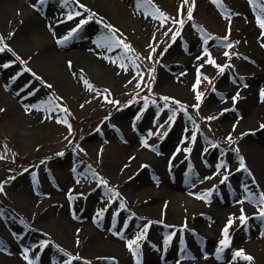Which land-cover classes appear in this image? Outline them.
Wrapping results in <instances>:
<instances>
[{
	"label": "rangeland",
	"instance_id": "374dc122",
	"mask_svg": "<svg viewBox=\"0 0 264 264\" xmlns=\"http://www.w3.org/2000/svg\"><path fill=\"white\" fill-rule=\"evenodd\" d=\"M102 1L95 5L70 0L48 14L66 20L61 38H69L63 40L66 47H60L66 52L83 49L81 45L85 47L88 37L93 39L90 33L96 31L114 61L113 70H102L104 74L94 69L101 67L88 50H84L87 55H55L46 60L34 57V49L26 43L15 47L2 22L7 16H0V47H5L0 52V76L5 71L20 80L18 93L12 95L19 106L28 91L43 118L54 124L50 131L39 124L33 127L36 122L23 119L20 108L0 91V221L13 235L19 255L26 254L32 264H143L155 248L157 264H176L182 258L191 264H258L246 242L251 239L249 232L252 239L264 241L262 207L255 214L224 209L240 200L233 198L235 190L256 202L264 196L263 190L244 180L248 163L239 145L241 118L233 107L243 98L241 91L262 83L253 80L264 55V30L257 24V16L264 19L262 7H253L247 0L260 34L251 45L229 0H134L142 4L140 11ZM14 11L19 16L21 9ZM85 19L88 22L69 36ZM176 32L179 35L173 39ZM74 34L76 41H72ZM59 39L53 37L55 43ZM209 59L214 65L207 63ZM8 61L13 64L1 69ZM65 64L71 78L64 72ZM227 84L232 97H237L235 102L210 105L209 99ZM226 115L228 121L223 119ZM171 132L172 139L163 147ZM175 150L180 152L173 156ZM147 154L163 156L161 170L150 164ZM235 172H240V178H232ZM224 176L228 179L221 183ZM235 180L239 183L231 187ZM173 182L203 209L198 222L186 211L169 216L173 207L185 208L182 198L168 191ZM19 192L31 198H16ZM61 203L69 210L68 219L83 226L86 234L70 236L61 219ZM83 212L86 216L80 217ZM241 214L246 223H241ZM230 217L229 243L223 247L220 241ZM87 226L99 231V241H92ZM130 240L139 247L132 245L130 250ZM77 246L81 250H75ZM182 250L194 254L182 257ZM239 250L253 259L234 257Z\"/></svg>",
	"mask_w": 264,
	"mask_h": 264
},
{
	"label": "bare ground",
	"instance_id": "6f19581e",
	"mask_svg": "<svg viewBox=\"0 0 264 264\" xmlns=\"http://www.w3.org/2000/svg\"><path fill=\"white\" fill-rule=\"evenodd\" d=\"M90 1L96 5L100 4L101 0H87ZM236 6V13L237 16L240 19L241 27L246 32V37L248 39V42L252 45L256 40L260 39V34L257 31V29L254 27V15L249 14V3H247V0H229ZM70 0H68L67 3H65V0H47V2L43 5H41L38 0H0V16L2 18L3 14H6V19H2V22H4V25L8 26L7 32L10 35V39L13 42V45L15 47L21 48L25 43L31 46L32 49H34V57H38L39 59H46L50 60L51 57H55V55L59 57L69 58L73 54L82 53L86 54L84 50H88L91 52V56L93 55V61L100 65V69L95 67L94 69H98V73L104 74V72L108 71L110 72L113 70V58L110 54H107L105 49L103 48V45L99 43V38L96 37V31H93V34L90 33L93 39L88 37L87 42L85 43V47L83 49L77 50V48H71L67 52L60 49V47L65 46V42L63 41L61 37L66 34V22H61L59 19H52L48 12L51 11L52 8L58 10L63 5L67 6L69 4ZM110 3L112 5L124 7L126 4L132 7V9H135V11H140L142 9V4L140 2H136L134 0H103L102 4ZM253 7H259L263 9L264 11V0H254L253 3H251ZM15 9H21V12L18 16ZM13 9V10H12ZM19 13V12H18ZM0 18V21H1ZM142 23V22H141ZM143 24V23H142ZM143 26V25H142ZM90 29V28H89ZM76 34H74L72 41H74ZM53 37H60L59 41H62V43H55L53 40ZM76 41V40H75ZM67 46H72V44H67ZM66 47V46H65ZM87 55V54H86ZM89 56V55H88ZM9 60V59H4ZM3 60V61H4ZM260 65L259 69H255V74L253 76V80L256 82H262L259 86H252L247 90L241 91L243 94V98H241L239 101H237L236 105H233L235 107L236 111L239 113V117L241 118L240 121V134L241 139L239 140L241 143L239 145L241 146L242 154L245 155V158L248 163V167L246 168V172L244 175V180L247 182V184H253L259 187V189L264 191V128H261V124H264V97L261 96V92L264 91V55L263 57L259 58ZM66 61V60H65ZM65 63V62H64ZM71 68L75 69V66H72ZM77 69V68H76ZM100 70V71H99ZM104 72H103V71ZM110 70V71H109ZM64 72L68 74V78H71L69 76V69L67 67V64L64 66ZM66 75V74H65ZM20 80H16L15 78H12L11 75L6 74L4 71L2 76H0V91L4 94H6L9 97L10 103H13L17 108H20L22 115L24 116L23 119H27L28 122H33L35 124H32V126H40L47 128L48 131L54 127L53 123H48L42 116V111L38 104L34 102L33 98L25 99L23 101H19L26 104V106L21 105L17 103V98H15V95L18 93L21 84ZM72 82L75 85V82L72 80ZM77 84V82H76ZM17 97V96H16ZM217 98H223L220 101H218ZM213 96L209 99L210 105L220 104V106H226L227 104L233 103V97L231 88L227 85H221L220 90L218 91L217 96ZM226 121H228V115L223 117ZM35 121V122H34ZM252 131V132H251ZM172 133L167 136L165 141L163 142V147L168 144L170 139H172ZM197 148V147H196ZM196 151V150H195ZM179 150L174 152L173 156H176L179 154ZM149 155V154H147ZM193 157L195 156L198 158L199 156L197 154H194L193 151ZM163 156H156V155H149L150 158V164L158 167L160 170L163 167ZM232 159V158H230ZM229 163V161H227ZM145 170L143 171V173ZM233 179L240 178V172H235L231 174ZM235 177V178H234ZM239 182L237 180L232 181L231 187H235L236 184ZM244 185V184H243ZM181 185H179L177 182H173L171 184V187L168 188V191L175 197V198H182L181 201L184 202L183 207L184 211L181 209V207H173L172 212L170 215H182L183 212H189L193 215L196 222L199 221V214L200 211L203 209L197 208L192 203V198L189 196H185L184 194L180 193L178 190ZM230 186V184H229ZM233 193V198H239L240 200L238 203L232 207L227 206L226 209H224L225 212H229L231 210L235 211H241L243 212L247 211L250 214H255L257 211V208L264 207L260 201L256 202L255 200L248 198L249 196L244 195L243 192L238 193L236 190ZM16 198H31V195L28 193H16ZM261 200V199H260ZM242 202V203H241ZM180 203V202H179ZM179 208V209H178ZM59 209L61 210V219L62 221H65L66 227L69 229L70 236L74 239L80 237L84 233L86 234V231L84 230V227L81 226L78 222H73L72 220L68 219L67 213H69L67 209L64 208V204L61 203ZM66 211H65V210ZM231 209V210H230ZM73 211V210H71ZM196 213V215H195ZM86 216V212L80 213L81 216ZM66 216V217H65ZM255 221V216H253ZM66 218V219H64ZM36 217L34 218V220ZM41 219V217H40ZM101 220L100 222H102ZM89 227V226H87ZM87 229V228H86ZM89 231H87L88 235L92 239L93 242L99 241L98 235L100 234L99 231L96 230L95 227H89ZM252 229V226L250 228ZM144 230V229H143ZM250 230V231H251ZM146 232V231H145ZM252 232H249V236H251L249 242H246V246L248 249L253 250L254 253L257 255L258 258V264H264V241L260 240L259 238L252 239L254 236L251 235ZM245 235V234H244ZM67 236H69L67 232ZM243 236V234L241 235ZM26 237V236H25ZM195 237V236H194ZM13 235L8 234L6 229L3 227V224L0 221V247L2 251L0 250V264H29V259H25V256L19 255V249L16 245V242L13 240ZM27 238H29L27 236ZM192 246L194 243V240H192ZM116 246V245H112ZM118 249V247H116ZM75 250H81V247L77 246L74 247ZM172 249H169V252ZM194 250V249H193ZM50 251L56 253L52 249ZM122 252V251H120ZM194 254V251H186L182 250L180 256L187 257L188 255ZM186 255V256H185ZM156 250L155 248L151 251V254L147 259H144L143 264H157L156 263ZM180 262L177 260L175 261L176 264H191L189 261H186L185 258H182ZM103 264H107V262H103Z\"/></svg>",
	"mask_w": 264,
	"mask_h": 264
},
{
	"label": "snow or ice",
	"instance_id": "6c2138e0",
	"mask_svg": "<svg viewBox=\"0 0 264 264\" xmlns=\"http://www.w3.org/2000/svg\"><path fill=\"white\" fill-rule=\"evenodd\" d=\"M38 2H39L41 5H43V4H45V3L47 2V0H38ZM67 2H68V0H65V3H67ZM253 2H254V0H249V3H250V4L253 3ZM185 3H187V0H185ZM80 7H84V6H83V5H80ZM86 10H87V9H86ZM188 12H189V16H188V18L191 19V8L188 9ZM178 14H179V13H178ZM76 15L79 16V15H81V14L77 12ZM93 15H94V14H93ZM67 18H68L69 20H71V19H73V16L69 15ZM165 19H167V17H165ZM61 22H63V21H61ZM87 22H88V21H87L86 19H85V20H81L80 23L77 25V28H74V29L71 30V32L69 33V36H70L72 33L76 32L80 26H82L83 24H85V23H87ZM175 22H176V23H183V21H179V20H177V21H175ZM257 24H258V26H259L262 30H264V19H261L259 16H257ZM106 27L110 28V30L115 31L114 29H111V26L106 25ZM176 35H179V32H176V33L173 34V39H175V36H176ZM261 35L264 36V31H262ZM68 38H69L68 36L64 37L65 40H67ZM223 39H224V40H227V36H225ZM205 42H207V41H205ZM0 43H3V38H0ZM57 43H58V44H59V43H62V41H59V40H58ZM117 43H118V44H122L123 42H122V41H117ZM228 46H230V45H228ZM261 46L264 47V44H262ZM124 47L127 48L128 46H127V45H124ZM3 51H5V47H0V52H3ZM9 51H10V49H9ZM153 51H155V49H153ZM225 55L227 56L228 53H225ZM148 58L151 59V54L149 55ZM17 59H19V57H17ZM21 63H24V62L21 61ZM207 63H209V64H213V65H214L215 62H214L213 60L209 59V60L207 61ZM3 66H4V67H8L9 65L6 64V65H3ZM69 66H71V64H69ZM24 71H29V70H28V69H24ZM197 71L199 72V69H198ZM220 71L223 72V68H220ZM37 78H38V77H37ZM198 82H199V80H198ZM136 86H137V88H139L141 85H140V83H137ZM49 87H50V86H49ZM149 87H150V86H149ZM195 89H196V85H193V90H195ZM202 95H203L202 93L197 94V96H196V100H197L198 103H197V105H195L194 107H197V108L199 107V102H200V100H201V98H202ZM237 96H238V94H237ZM261 96L264 97V91L261 92ZM162 99H163L164 101H168L170 98H169V97H162ZM232 99H233V102H235V100L237 99V97L234 96ZM173 102L178 103V102H176V101H173ZM231 110H232V109H225L224 111H231ZM65 111H66V110H65ZM221 114H223V113H221ZM169 119H173V117L170 116ZM207 119L211 120V119H215V117H208ZM57 122H60V121H57ZM65 123H66V121H65ZM69 127H70V126H69ZM260 127H261V128H264V124H261ZM194 138H195V137H193V139H194ZM227 140H228L229 143L232 142V138H231L230 135L227 137ZM213 147H216V146L213 145ZM237 151H238V150H237ZM239 160H240V168L243 169V168H244V160H243V157H240ZM217 167H218V168H219V167H224V165H218ZM238 170H239V169H238ZM227 179H228V177H227V176H224V178L221 180V183H224V181L227 180ZM197 198L199 199L200 197H197ZM260 199H261L262 203H264V196H261ZM241 212L243 213V210H241ZM259 215H260V217H264V207L261 208V210H260V212H259ZM239 219H240L241 223H246V218H245V216H244L243 214H241V216L239 217ZM231 224H232V219H231V217H230L229 220H228V222H227V225H226L225 228L223 229V236H224L225 238L222 239V240L220 241V244H221L223 247H227V246H228V243H229V241H228V239H227V237H228V227L231 226ZM138 239H139V237H138ZM166 242H167V241H166ZM132 245H136L137 247H139V245L137 244V241H136V240H130V241L128 242V247L130 248V250H131ZM222 250H223V248H220V249H218V252H219V251H222ZM134 255H135V253H134ZM233 255H234V257H242L244 260H247V261H251V260L253 259V257H251V256H249V255H245V253L243 252V250L236 251V252H234ZM25 259H27V255H26V254H25ZM29 264H32V262L29 261Z\"/></svg>",
	"mask_w": 264,
	"mask_h": 264
}]
</instances>
